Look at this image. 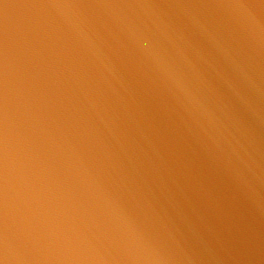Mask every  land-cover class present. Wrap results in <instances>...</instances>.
Returning a JSON list of instances; mask_svg holds the SVG:
<instances>
[{
  "label": "clouds",
  "instance_id": "clouds-1",
  "mask_svg": "<svg viewBox=\"0 0 264 264\" xmlns=\"http://www.w3.org/2000/svg\"><path fill=\"white\" fill-rule=\"evenodd\" d=\"M0 264H264V0H0Z\"/></svg>",
  "mask_w": 264,
  "mask_h": 264
}]
</instances>
